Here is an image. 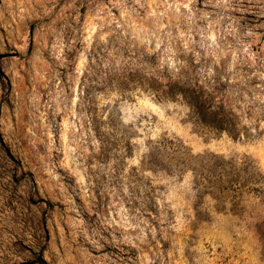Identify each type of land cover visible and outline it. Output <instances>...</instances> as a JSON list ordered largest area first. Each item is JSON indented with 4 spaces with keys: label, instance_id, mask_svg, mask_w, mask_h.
Returning <instances> with one entry per match:
<instances>
[{
    "label": "rangeland",
    "instance_id": "rangeland-1",
    "mask_svg": "<svg viewBox=\"0 0 264 264\" xmlns=\"http://www.w3.org/2000/svg\"><path fill=\"white\" fill-rule=\"evenodd\" d=\"M0 264H264V0H0Z\"/></svg>",
    "mask_w": 264,
    "mask_h": 264
}]
</instances>
